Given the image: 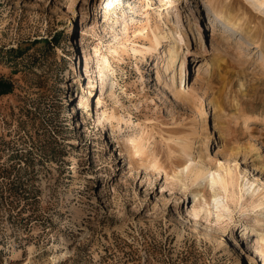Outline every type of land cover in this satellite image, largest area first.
Masks as SVG:
<instances>
[{
	"label": "rangeland",
	"instance_id": "rangeland-1",
	"mask_svg": "<svg viewBox=\"0 0 264 264\" xmlns=\"http://www.w3.org/2000/svg\"><path fill=\"white\" fill-rule=\"evenodd\" d=\"M219 1L0 0V78L13 86L0 96V264H237L238 253L241 264H255L247 246L261 252L253 256L264 264V228L254 227L258 208L248 210L247 197H240L238 169L232 189L236 200L220 194L229 210L221 213L219 226L227 243L221 245L205 233L204 220L194 224L187 217L185 210L195 204L193 188L186 191V180L173 177V165L167 176L129 171L127 154L120 153L128 135L144 137L147 132L148 153H155L158 169H167L176 142L190 133L194 117L198 119L201 106L180 104L165 86V73L156 81L157 55L142 58L133 50L142 48L150 30L172 28L176 12L185 26L194 14L206 36V62L218 44L219 55L233 63L214 79L203 64L198 95L209 120L217 98L221 123L230 122L235 133L230 144H224L225 134L216 135L218 144L212 145L205 163L214 171L233 167L236 159L251 175L256 174L253 166L261 168L264 181V50L216 17L212 6L219 9L226 3ZM254 15L250 19L260 21L263 30L264 15ZM189 36L191 53L183 51L189 63L186 90L193 86L201 61L193 55L197 45ZM40 39H53V44L37 43ZM85 53L91 57L87 73ZM96 58L106 59L116 81L114 97L106 96L98 108L109 112L117 107L122 118L131 117L138 125H123L114 134V145L110 124L101 126L96 119L100 89L94 87L92 93L87 76L96 75ZM176 68L179 77L180 63ZM206 80H212L213 88L207 90ZM80 97L88 107L79 104ZM250 146L258 148L260 158ZM198 156L195 150L194 160ZM105 170L112 179L104 188ZM205 192L197 198L202 203L203 194L215 212L213 191L206 186ZM210 219L214 221V213ZM243 224L253 228L246 237L241 236Z\"/></svg>",
	"mask_w": 264,
	"mask_h": 264
},
{
	"label": "bare ground",
	"instance_id": "bare-ground-1",
	"mask_svg": "<svg viewBox=\"0 0 264 264\" xmlns=\"http://www.w3.org/2000/svg\"><path fill=\"white\" fill-rule=\"evenodd\" d=\"M245 1L248 7L251 9H248L246 5L244 4ZM219 0H214V3H219ZM226 3H224L222 8H214L212 6L213 12H215V15L217 18H222L224 24H226L229 28H231L233 31L236 32H244L245 35H247L250 40L255 41V43L260 44V46L264 50V38H260L261 35H264V29L262 30L259 28L258 25H260V21L258 23V20L255 18L250 19L254 13H257L258 15H264V0H225ZM245 5V6H244ZM256 11V12H255ZM254 15V16H257ZM83 17L87 16V12L82 13ZM193 15V20L187 19V25L185 26L184 23L181 20L180 14L176 12L174 14L175 21L173 24V27L168 29V31L160 30L158 27L150 30L146 35V40L144 41V45H142V48L133 49L136 52H138L142 58H145L147 56L153 57L154 55H157V66H156V81H159L162 78V74H166V84L165 86L168 88V90L172 93V96L179 101L180 104L190 108V109H196L197 105L199 104L201 108L198 109V119L194 117L193 121H191L190 124V133L184 138L179 139L178 142H176L177 149H174V155H173V162L167 163V169H165V166L162 169H158L159 165L157 164V160H155L156 156H154L150 153H148L149 149L148 146L144 143V140L146 138V134L143 137L142 134H131L126 137V141L128 142V145L122 146L121 151L125 152L127 154V165L129 171H135L137 172L139 169L146 171H150V174L152 172H163L165 176L168 175L169 166H175V168L172 166L171 169H173L174 178L178 179L179 182H183V180H186V184L182 183V185H186V191L188 188L192 187L193 190L190 192L192 195V199L195 202L191 206V208L188 210H185V213L187 214V217L189 219H194V224H198V220H204L205 221V233L211 234L212 237L215 238V240L221 244V245H227L224 240L223 236L225 235V230L220 229L219 222L222 218V212L227 213L229 210L226 207V203L223 202V196L220 195L221 192L226 195V198L230 200L231 202H234L235 195L232 191L234 188V184L237 180V177L235 175V171L238 169V174L241 177V182L238 184L239 186V192L240 197L245 199L246 205L248 207V210L253 211L254 209L258 208V214L255 215V218L253 220L254 227L257 228H264V181H262V178L259 177L261 174V168L259 169L257 166L254 167V171H256V174H250L249 170L246 169V167H239L238 162L235 161V164L233 167L229 166H219L216 170H210L206 163L205 158L210 157L209 152L211 151L212 145L218 144L217 137H222L223 134H225V137H222L224 140V144H230L233 142L235 138V133L233 129L230 127V122H227L226 124H222L220 119V111L221 110V104L219 102V99L214 98V111L215 114L213 116V120H209V112L207 110V107L203 103L202 98L198 95V91H200L203 86V80H201V76L203 74V64L206 66H209L210 68V74L209 79H214L216 73H218L223 68H230L231 60L228 62L225 60L221 55H219L220 51L218 48L215 49L213 55H211L212 60L210 62H206V36L204 37L200 23L198 22L197 18ZM260 19V18H258ZM105 22V21H104ZM262 26V25H261ZM195 31H197V39L195 38ZM264 27V26H263ZM262 27V28H263ZM105 28V27H104ZM204 31V30H203ZM189 32L194 38V41L197 45L196 50L193 52L194 57L201 60L196 65H198V69L194 72L196 73L195 81L193 86H191L189 89L186 88V77H188V61L186 62V55L184 54V49L186 50V53H191L190 50V36ZM212 41H214L213 38H211ZM169 41L167 47L164 46L163 43L165 41ZM225 40V39H224ZM227 41V40H225ZM229 41V40H228ZM82 42V39H80V44ZM139 42V41H138ZM215 43V42H214ZM184 46V48H183ZM220 47V46H219ZM163 48V51L160 52V49ZM88 50V49H87ZM90 53L84 54V72H90ZM96 67L94 69H97L96 75L94 77L91 76V74L87 75L88 80H90V88L93 89L94 87H99L100 94L95 102V105L97 107L96 109V119L99 121L100 125L103 126L104 122H108L110 124L111 128V134L114 135L116 132H119L122 130L123 125L125 127L135 128L137 123H135L132 118H122L119 109L117 107H113L109 112L106 109H99L98 106L103 102L106 96L114 97L113 87L116 85V81L114 78L111 77L108 70V64L106 63V59H99L96 58ZM176 63H180L179 68V77L177 73ZM82 67H79V74L82 73ZM226 69H224L225 71ZM75 73L77 72L76 68L74 69ZM232 71V70H231ZM226 74H228V70L225 71ZM219 74H221L219 72ZM233 75V74H231ZM230 75V76H231ZM177 77L179 78V84L180 87L177 89ZM226 79V78H225ZM214 81V80H213ZM95 82V83H94ZM205 87H207V90L209 88H213L212 85L214 83L212 80H206L204 81ZM228 83V81H227ZM199 84V86H198ZM196 85L198 87H196ZM206 90V92H207ZM91 93V94H92ZM202 94V93H201ZM229 94V93H228ZM97 95V92L95 96ZM147 94H145L143 97L145 98ZM219 98V97H218ZM234 100V99H233ZM238 100V98H236ZM83 97H80L79 104L88 107V103H83ZM118 101V100H117ZM235 103V102H234ZM237 106V105H236ZM239 106V105H238ZM240 108V107H239ZM76 109V105H74L73 110ZM85 110V109H84ZM88 113V112H86ZM222 113V112H221ZM138 119V117H137ZM225 120V119H224ZM223 121V119H222ZM197 137H199L198 140ZM124 140V139H123ZM198 142V143H197ZM111 143L114 145V143H118L117 136L114 135V137H111ZM178 143V144H177ZM197 143V148L195 147V144ZM255 149V147L250 146L249 149L252 148ZM120 148V147H119ZM153 148V147H152ZM228 148V147H227ZM246 148V147H245ZM151 149V148H150ZM197 151L198 160H194L193 154ZM256 150V159L260 158L261 154L259 153L258 148ZM171 151V150H170ZM122 152V153H123ZM206 155V156H203ZM155 158H154V157ZM99 158V157H98ZM169 164V165H168ZM109 169H112L110 167ZM258 170V171H257ZM106 174L104 176V188L107 187L106 184H110V178L112 179V175L110 171L105 170ZM243 173V174H242ZM245 178V179H243ZM264 179V174H263ZM205 180L204 185L202 186L203 182ZM208 186L212 191V208L215 209V212H211V209L206 204V200L203 198V194L205 192V188ZM185 189V188H184ZM103 190V189H102ZM230 190L232 191L230 193ZM203 192L202 194V203L199 201L198 193ZM230 193V194H229ZM101 195V192H100ZM103 198L105 195L102 196ZM197 198V199H196ZM196 199V200H195ZM226 200V199H225ZM224 200V201H225ZM257 212V211H256ZM215 214V219L212 221L210 219V216L212 214ZM213 222V223H212ZM216 226L217 229L212 228ZM241 226H244V228L241 231V236H245L248 233V229L252 230L249 226L243 224ZM256 229V228H255ZM213 230V231H212ZM264 235H262V238ZM223 238V239H222ZM231 238V237H230ZM235 245H237L236 240L231 239ZM248 250H253L252 253L249 252L248 257L250 261L257 264V258L253 256V253H259L261 255V252L257 250L256 248L247 246ZM29 250H32V248H29ZM263 253V252H262ZM264 255V254H263ZM241 254L238 253L237 255V264H241L240 261Z\"/></svg>",
	"mask_w": 264,
	"mask_h": 264
},
{
	"label": "trees",
	"instance_id": "trees-1",
	"mask_svg": "<svg viewBox=\"0 0 264 264\" xmlns=\"http://www.w3.org/2000/svg\"><path fill=\"white\" fill-rule=\"evenodd\" d=\"M53 39L47 40V39H40L37 41V43H45L47 45L53 44ZM13 89L12 83H10L7 80H4L3 78H0V96L9 94Z\"/></svg>",
	"mask_w": 264,
	"mask_h": 264
}]
</instances>
